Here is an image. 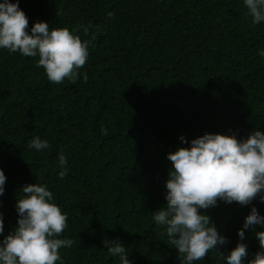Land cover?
Returning a JSON list of instances; mask_svg holds the SVG:
<instances>
[{
	"label": "trees",
	"instance_id": "1",
	"mask_svg": "<svg viewBox=\"0 0 264 264\" xmlns=\"http://www.w3.org/2000/svg\"><path fill=\"white\" fill-rule=\"evenodd\" d=\"M19 7L28 29L44 21L91 43L80 78L59 84L37 66L39 57L0 49L3 235L16 226L21 188L38 183L67 214L58 238L73 244L59 250L64 264H120L107 240L122 242L131 264H180L152 219L166 204V155L187 146L181 135L264 132V22L252 23L243 0H19ZM37 136L50 147L29 148ZM251 206L264 215L258 198L200 210L227 238L225 255ZM245 236L251 259L259 242L252 230ZM194 264L223 261L212 250Z\"/></svg>",
	"mask_w": 264,
	"mask_h": 264
},
{
	"label": "clouds",
	"instance_id": "2",
	"mask_svg": "<svg viewBox=\"0 0 264 264\" xmlns=\"http://www.w3.org/2000/svg\"><path fill=\"white\" fill-rule=\"evenodd\" d=\"M243 4L253 24L264 22V0H243ZM88 27H83L85 35ZM76 31L50 30L49 23L44 21L34 22L28 29V18L19 7V0H0V49L39 57L37 66L44 69L51 83H63L65 79L74 83L80 78L78 70L88 59L91 42L82 41ZM259 55L264 56V51ZM179 140L187 146H177L166 155L171 162L164 184L166 204L153 212L152 219L157 227H164L180 264L202 261L212 250L223 264H264V215L257 207L251 206L237 230L239 242L227 255L220 251L228 243L227 238L200 211L215 207L218 202H236L243 207L258 198L264 203V132L254 129L241 139L234 131L205 132L191 140L181 135ZM28 147L39 152L50 145L37 136ZM57 159L62 169L58 176L63 179L68 173L67 157L61 151ZM5 181V173L0 169V196L5 192ZM20 191L23 196L16 200V226L6 236L4 216L0 213V264H64L59 250L73 244L72 239L58 238L67 228V214L54 202L47 185L28 184ZM257 226L260 231H255ZM247 230L254 231L260 249L251 259L244 243ZM103 243L120 264H131L122 242Z\"/></svg>",
	"mask_w": 264,
	"mask_h": 264
}]
</instances>
